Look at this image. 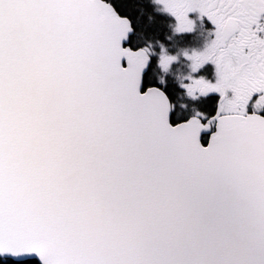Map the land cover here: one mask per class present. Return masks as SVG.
Segmentation results:
<instances>
[{
  "label": "snow or ice",
  "instance_id": "6c2138e0",
  "mask_svg": "<svg viewBox=\"0 0 264 264\" xmlns=\"http://www.w3.org/2000/svg\"><path fill=\"white\" fill-rule=\"evenodd\" d=\"M0 264H264V0H0Z\"/></svg>",
  "mask_w": 264,
  "mask_h": 264
}]
</instances>
